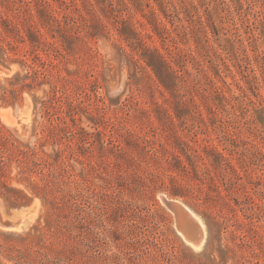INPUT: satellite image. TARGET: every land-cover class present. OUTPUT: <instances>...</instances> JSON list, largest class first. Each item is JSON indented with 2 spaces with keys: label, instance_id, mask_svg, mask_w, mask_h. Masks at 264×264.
<instances>
[{
  "label": "rangeland",
  "instance_id": "374dc122",
  "mask_svg": "<svg viewBox=\"0 0 264 264\" xmlns=\"http://www.w3.org/2000/svg\"><path fill=\"white\" fill-rule=\"evenodd\" d=\"M262 96L264 0H0V264H264Z\"/></svg>",
  "mask_w": 264,
  "mask_h": 264
},
{
  "label": "trees",
  "instance_id": "16d2710c",
  "mask_svg": "<svg viewBox=\"0 0 264 264\" xmlns=\"http://www.w3.org/2000/svg\"><path fill=\"white\" fill-rule=\"evenodd\" d=\"M165 15H168V14H166L165 13ZM160 26H162V27H160ZM154 30H155V32L157 33V34H173L174 33V31H172L170 28H168L167 26H166V24H164L162 21H160L158 24H156V26H155V28H154ZM213 33L214 34H216L217 32H216V29L213 27ZM173 40L174 41H176L174 38H173ZM158 51V50H157ZM160 54V53H159ZM161 55V54H160ZM193 56V58H196V56H194V55H192ZM161 57L164 59L165 58V56H163V55H161ZM176 61H175V63H176V65L181 69V67H182V65H183V63H185L186 61H187V57H186V54L185 53H183L182 51H177L176 52ZM165 61H167L166 59H164ZM169 63H171V62H169ZM28 65V67L30 68V69H32L33 71H34V73L35 74H37V72H39L40 70L38 69V70H35V66H33L31 63L30 64H27ZM172 67V66H171ZM173 68V67H172ZM174 69V71H176V72H179L180 70H175V68H173ZM30 74L28 73L27 74V77L29 76ZM19 75H16V76H14V77H18ZM256 79H257V81H258V83H261V81H262V78L261 77H258V76H256ZM250 82H248V84H249ZM240 89L241 90H243V92L245 93V96L246 97H248L252 102L254 101L251 97H249V95L247 94V91L246 90H244L243 89V87H241L240 86ZM216 94H217V96H220V98H222V100L223 101H226V102H228L229 104H232L233 105V101L234 100H236V101H240L241 100V98L239 97V96H233V97H231V96H228L226 93H225V91H224V88L223 87H221V86H217L216 87ZM262 102H264V96H262ZM262 133L261 134H263L264 133V131H261ZM7 141H12V143L13 144H15V143H17V140L16 139H14V138H12V135H8V136H6V134L3 132V131H1L0 132V143H2V142H7ZM3 158H2V155L0 156V161H3L2 160ZM64 183L65 182H63V181H58V182H55V184H57L56 186H54L53 188H52V191H53V195H55V192L57 191V192H62L63 193V197H68L69 195H71V192L68 190V189H65V187H64ZM16 206H18V205H16Z\"/></svg>",
  "mask_w": 264,
  "mask_h": 264
},
{
  "label": "bare ground",
  "instance_id": "6f19581e",
  "mask_svg": "<svg viewBox=\"0 0 264 264\" xmlns=\"http://www.w3.org/2000/svg\"><path fill=\"white\" fill-rule=\"evenodd\" d=\"M171 210L178 217V232L184 240L195 249H199L203 242L204 225L187 206L172 201Z\"/></svg>",
  "mask_w": 264,
  "mask_h": 264
},
{
  "label": "water",
  "instance_id": "95a60500",
  "mask_svg": "<svg viewBox=\"0 0 264 264\" xmlns=\"http://www.w3.org/2000/svg\"><path fill=\"white\" fill-rule=\"evenodd\" d=\"M173 200H169L168 198H163V202L165 205L171 209L173 205ZM25 223V218L23 215H16L13 217H0V227L10 231H17L22 228Z\"/></svg>",
  "mask_w": 264,
  "mask_h": 264
}]
</instances>
